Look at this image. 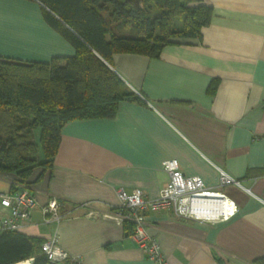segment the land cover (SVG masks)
I'll return each mask as SVG.
<instances>
[{
    "label": "crops",
    "instance_id": "obj_1",
    "mask_svg": "<svg viewBox=\"0 0 264 264\" xmlns=\"http://www.w3.org/2000/svg\"><path fill=\"white\" fill-rule=\"evenodd\" d=\"M188 2L211 7L199 38L177 39L156 57L111 55L110 67L143 102L121 101L110 118L65 122L51 162L26 178L0 171V192L26 185L35 201L20 232L43 240L55 232L69 254L56 264H150L128 227L108 215L120 205L119 188L157 197L168 180L162 162L171 158L236 211L212 222L148 213L146 232L168 262L253 264L264 255V0ZM73 54L43 20L38 1L0 0L1 56L48 61ZM219 170L238 184L217 187ZM52 199L63 217L45 224L41 207ZM227 210L224 201L198 212L212 218Z\"/></svg>",
    "mask_w": 264,
    "mask_h": 264
},
{
    "label": "trees",
    "instance_id": "obj_2",
    "mask_svg": "<svg viewBox=\"0 0 264 264\" xmlns=\"http://www.w3.org/2000/svg\"><path fill=\"white\" fill-rule=\"evenodd\" d=\"M36 1L45 23L74 54L48 61L0 55V171L21 178L51 162L65 122L110 118L121 101L143 102L110 67L113 53L156 57L177 39L199 38L211 16L210 6L188 0H141L142 7L127 0ZM122 225L131 233L130 223ZM43 241L20 231L1 232L0 264L29 257L32 264H54L40 250ZM252 263L264 264V255Z\"/></svg>",
    "mask_w": 264,
    "mask_h": 264
},
{
    "label": "built area",
    "instance_id": "obj_3",
    "mask_svg": "<svg viewBox=\"0 0 264 264\" xmlns=\"http://www.w3.org/2000/svg\"><path fill=\"white\" fill-rule=\"evenodd\" d=\"M168 180L155 198L145 197L142 191L134 188L129 193L117 189L120 205L112 215H108L118 224H131V237L141 248L150 264H170L164 257L160 243L155 236L149 235L145 229V218L148 213L169 211L174 217L187 218L205 222L226 220L236 211L234 203L215 188L206 187L198 176L185 175L176 159L162 162ZM236 180L219 170L217 187ZM224 201L228 202V210L218 216L207 218L199 214L203 207L216 208ZM35 201L31 192L22 185L8 192H0V233L4 231H20L23 224L30 220ZM58 202L54 199L41 207L42 221L45 224L58 223L63 215L58 210ZM106 216V215H105ZM41 252L49 262L59 263L69 260V254L59 246L56 234L44 240L40 245ZM33 257L23 260L21 264H32ZM72 264H80L78 261Z\"/></svg>",
    "mask_w": 264,
    "mask_h": 264
},
{
    "label": "water",
    "instance_id": "obj_4",
    "mask_svg": "<svg viewBox=\"0 0 264 264\" xmlns=\"http://www.w3.org/2000/svg\"><path fill=\"white\" fill-rule=\"evenodd\" d=\"M132 3L133 6L139 7L141 0H127Z\"/></svg>",
    "mask_w": 264,
    "mask_h": 264
},
{
    "label": "bare ground",
    "instance_id": "obj_5",
    "mask_svg": "<svg viewBox=\"0 0 264 264\" xmlns=\"http://www.w3.org/2000/svg\"><path fill=\"white\" fill-rule=\"evenodd\" d=\"M200 209H211V207H203V208H200ZM20 262L23 263V261H19V262H16L14 264H21Z\"/></svg>",
    "mask_w": 264,
    "mask_h": 264
},
{
    "label": "rangeland",
    "instance_id": "obj_6",
    "mask_svg": "<svg viewBox=\"0 0 264 264\" xmlns=\"http://www.w3.org/2000/svg\"><path fill=\"white\" fill-rule=\"evenodd\" d=\"M139 7H142V5H141V2H140V5H139ZM38 156H39V157H42V154H41V152H40V151H38Z\"/></svg>",
    "mask_w": 264,
    "mask_h": 264
}]
</instances>
